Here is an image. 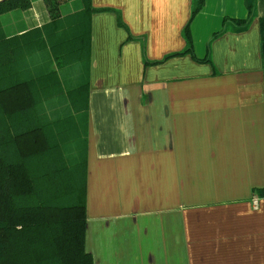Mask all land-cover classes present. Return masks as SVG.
Masks as SVG:
<instances>
[{"label": "crops", "instance_id": "0c3cea01", "mask_svg": "<svg viewBox=\"0 0 264 264\" xmlns=\"http://www.w3.org/2000/svg\"><path fill=\"white\" fill-rule=\"evenodd\" d=\"M193 1L91 0L105 9L91 15L89 56L94 264H264V0L240 30L244 0H204L189 31L210 62L166 58L186 47ZM14 13L24 31L50 20L44 0Z\"/></svg>", "mask_w": 264, "mask_h": 264}, {"label": "trees", "instance_id": "16d2710c", "mask_svg": "<svg viewBox=\"0 0 264 264\" xmlns=\"http://www.w3.org/2000/svg\"><path fill=\"white\" fill-rule=\"evenodd\" d=\"M32 1H0V264H94L85 248L89 56L91 15L105 9L44 0L49 22L10 28L7 14ZM257 1L244 0L247 17L233 19L238 30ZM203 5L193 1L186 47L166 58L210 62L193 54L189 31ZM259 30L264 78V17Z\"/></svg>", "mask_w": 264, "mask_h": 264}, {"label": "rangeland", "instance_id": "374dc122", "mask_svg": "<svg viewBox=\"0 0 264 264\" xmlns=\"http://www.w3.org/2000/svg\"><path fill=\"white\" fill-rule=\"evenodd\" d=\"M72 6H73V4H72ZM76 6H78V3H77V2L75 3L74 8H75ZM146 264H148V263L146 262Z\"/></svg>", "mask_w": 264, "mask_h": 264}, {"label": "built area", "instance_id": "2783aa9c", "mask_svg": "<svg viewBox=\"0 0 264 264\" xmlns=\"http://www.w3.org/2000/svg\"><path fill=\"white\" fill-rule=\"evenodd\" d=\"M253 202H256V199H253Z\"/></svg>", "mask_w": 264, "mask_h": 264}]
</instances>
